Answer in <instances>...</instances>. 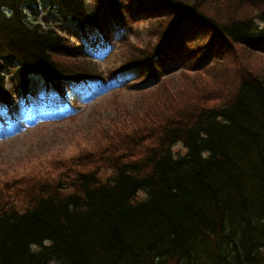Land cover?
Listing matches in <instances>:
<instances>
[{"label": "trees", "instance_id": "trees-1", "mask_svg": "<svg viewBox=\"0 0 264 264\" xmlns=\"http://www.w3.org/2000/svg\"><path fill=\"white\" fill-rule=\"evenodd\" d=\"M43 1L45 23L26 13L41 0H0V114L86 79L146 102L0 182V264H264V0ZM142 19L145 43L129 36ZM113 37L106 71L87 48Z\"/></svg>", "mask_w": 264, "mask_h": 264}, {"label": "rangeland", "instance_id": "rangeland-1", "mask_svg": "<svg viewBox=\"0 0 264 264\" xmlns=\"http://www.w3.org/2000/svg\"><path fill=\"white\" fill-rule=\"evenodd\" d=\"M41 1L34 5V11L26 8L30 21L45 23L50 17L51 10ZM87 2L92 7V1ZM142 20L139 24L132 23L129 29L132 41H148V21ZM259 25L264 26L260 22ZM119 46V39L113 37L112 45L98 46L94 50L87 48V52L96 64L108 71L121 61ZM134 76L131 73L120 77V81L132 80ZM172 76L177 82L182 79L180 71ZM141 94L143 90L118 85L108 78L104 84L74 86L66 95L67 102L50 101V95L42 89L30 103L14 107L12 113L3 111L0 114V182L15 175L45 172L53 159L67 158L90 147L98 127L118 114L117 108L146 102ZM173 148L180 154L185 152L181 143ZM48 264H55V261Z\"/></svg>", "mask_w": 264, "mask_h": 264}, {"label": "clouds", "instance_id": "clouds-1", "mask_svg": "<svg viewBox=\"0 0 264 264\" xmlns=\"http://www.w3.org/2000/svg\"><path fill=\"white\" fill-rule=\"evenodd\" d=\"M202 155H204L205 157L207 156V153H203ZM30 250L33 252H38L40 249L37 247L36 244H31L30 246Z\"/></svg>", "mask_w": 264, "mask_h": 264}]
</instances>
